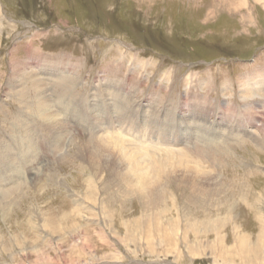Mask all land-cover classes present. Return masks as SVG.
Returning <instances> with one entry per match:
<instances>
[{"label":"rangeland","instance_id":"374dc122","mask_svg":"<svg viewBox=\"0 0 264 264\" xmlns=\"http://www.w3.org/2000/svg\"><path fill=\"white\" fill-rule=\"evenodd\" d=\"M64 71L61 81L56 74ZM258 73L264 0H0V264H264V150L253 138L228 137L215 157L183 146L203 163L201 179L184 165L170 166L174 178L165 172L155 201L139 191L117 196L116 152L97 167L91 158L92 131L129 129L131 113L108 105L116 98L105 90L114 81L120 102L139 106L133 113L144 132L121 134L130 148L182 147L153 138V102L157 122L186 102L188 109L204 105L211 113L203 108L206 129L201 122L192 127L204 138L208 132L211 145L220 141L212 130L221 112L234 115L232 124L248 117L264 141V95L243 98ZM38 98L61 123L54 140L37 114ZM180 130H171L179 141ZM29 246L37 250L20 251Z\"/></svg>","mask_w":264,"mask_h":264},{"label":"bare ground","instance_id":"6f19581e","mask_svg":"<svg viewBox=\"0 0 264 264\" xmlns=\"http://www.w3.org/2000/svg\"><path fill=\"white\" fill-rule=\"evenodd\" d=\"M49 71V70H48ZM28 73V72H27ZM26 73V74H27ZM63 73V72H62ZM67 72L64 71L63 75L60 74V72L58 74H56V76L62 81V80H65V78L67 77L66 75ZM25 75V74H24ZM20 76V75H19ZM256 76V79H253L252 78V81L251 83L249 84L251 87H246L244 88V96L243 98H249L250 99L258 94L260 97L262 95H264V73L263 74H257L255 75ZM54 77V76H53ZM48 79V78H47ZM46 79V80H47ZM49 80V79H48ZM51 80V79H50ZM42 81H37L35 84L36 86L38 87H41L42 86ZM120 83H118L117 81L109 86L106 87V92L105 94L111 96L113 95L116 99L114 100V103L112 102L111 104L107 103L109 106H112V105H116L117 106V103H119V106H120V110L124 109V110H127V112H130L131 114L127 115V122L129 123L128 126H129V129L132 130V131H135L137 133H139V135L141 133H143L142 131L138 130L136 126H139L136 122V115L133 113V112H136L139 110V106L136 105V108H129L130 106L128 105V103H121L120 102V94H121V90H122V87H120L119 85ZM126 87V86H125ZM101 88V87H100ZM99 88V89H100ZM42 89V88H41ZM110 91V92H109ZM116 91V93L114 92ZM103 92V91H102ZM250 93V94H249ZM43 94V93H42ZM82 94V92H81ZM123 94V93H122ZM247 94H249L250 96H248ZM76 96V95H75ZM252 96V97H251ZM102 97V96H101ZM264 98V97H263ZM86 99V98H85ZM111 99V98H110ZM113 100V99H112ZM135 100V99H134ZM137 100V99H136ZM38 101H39V98H38ZM105 101V100H104ZM118 101V102H117ZM130 101V100H129ZM123 102V101H122ZM37 103V102H36ZM131 103V101H130ZM39 110L37 111L40 115H43L44 117L47 118V130L49 131V133L51 132L52 133V140H54L58 134H56L55 132V127L56 126H60L61 123L57 121V119L55 118V116H53V114L51 113H46L48 111H46L48 109V102L45 98L41 99L39 101ZM98 104V102H97ZM147 104V103H146ZM189 103H184L183 105H179L180 106V109L178 112H174V111H169V112H166L164 114V116L162 117L163 121H158L157 117L159 118L160 116H158V114H160V108L158 107V105H156V102L153 104L151 103V105L149 106L152 110H153V117L154 118V122H152L153 120H149L150 122H148V120H146L145 124L148 122V126H152L150 127L151 130H150V133L153 132V138H154V134L155 135H159V137H163L161 138V140L163 141H166V143H169V140L171 141H175V142H178V143H182V147H169V148H166V147H159V148H155V149H149L148 150H143L139 147H136V146H132L131 147V143H130V140L126 137H124V135H126L127 133H130V130L128 128H123V127H119L118 129L117 128H113L112 126H108L107 127H102L100 128L99 126V129L97 130L98 132L101 130L102 133H108L106 131H109V134H99V135H96L95 133V130L94 132L92 131V134H94L95 138L92 139V143H94V150L91 154V158L93 159L92 161V164L95 165L96 167L98 166L99 164V159H101L102 157H104L107 153L109 154V156L113 153H115V155L117 156L116 159H114L113 161L111 160V163L116 166L118 169H117V174L115 175H118V176H121L120 178V181L118 183V185L120 186V188L117 190L118 193H117V196L121 197L122 195H125V194H129V192H134V191H139L141 194H145L148 199L152 200V201H155L156 199H158L162 193H160V189H159V186L162 184V179L164 180V174L165 172L168 173L167 175L171 178H174L172 176V173L170 171V166H173L175 164H179V165H184L186 166V169L187 171H192V175H193V179L194 180H199L201 179L202 177V167L200 163L201 160H195L194 157L192 156L191 153H189L188 151L185 150V147L183 146H186L188 147L189 145H192V147H196V149L201 152V153H208L209 155H213V157H215L216 155L219 154V152L221 151L222 149V145H220V143H223L225 144V141L228 139V137H231V139L237 143V142H244L246 141V137H251L254 139V141L256 142V146L260 147L261 150H264V141H262V137L260 135H256L254 132L256 130L250 128V126H248L250 124V122H248V117L244 118L243 120H240V122H235L236 124H232V118H234V115H232L231 113H223L221 112L222 114H218V119L216 120V125H218L219 129L217 130L215 127L213 128V134H214V137L216 139H219L220 141H218L216 143V145H211V141H214L213 139H210L208 137V132L206 133V137L204 138V136L202 137V130H205L206 129V125H207V122L209 121V116H208V119L205 118V112H204V109L207 110V114L210 115V111L204 107V105L202 106L199 105L198 103H193L194 104V107H192L191 109H188L187 108V105ZM251 104V103H250ZM132 105V104H131ZM190 105V104H189ZM87 106V105H86ZM142 106V105H141ZM183 106V107H182ZM210 107V106H209ZM117 108V107H116ZM146 108V106H145ZM204 108V109H203ZM128 109H131V110H128ZM203 109V111H202ZM143 110V109H142ZM212 110V109H211ZM214 110V109H213ZM212 110V111H213ZM241 110V109H240ZM248 110V109H247ZM125 112V111H123ZM203 112V113H202ZM239 112V111H238ZM126 113V112H125ZM147 113V112H146ZM56 114V113H55ZM116 114V113H115ZM170 114L173 116V118L175 117V121H173L174 119L171 118ZM216 114V113H215ZM111 115V113H110ZM114 115V114H112ZM124 115V114H122ZM254 115V114H253ZM38 116V115H37ZM256 116V115H255ZM103 117V116H102ZM113 117V116H112ZM115 117V116H114ZM125 117V116H124ZM124 117H118V124L119 125H122L121 123H124L122 122L123 118ZM42 118V116H41ZM149 118V117H148ZM21 120V119H20ZM44 120V119H43ZM39 121V120H38ZM142 121V120H141ZM46 122V121H45ZM98 122V121H97ZM161 122H165L166 124H168L169 128H167L166 130V133L162 132L161 130H163L162 128H160L159 126L161 125ZM198 122H201L202 123V130L199 129V128H193L192 125L198 123ZM63 123V122H62ZM109 123V122H108ZM111 123V122H110ZM155 123V124H154ZM174 123V124H173ZM151 124V125H150ZM153 124V125H152ZM170 127V125H172ZM231 124L233 125L232 128H231ZM215 125V126H216ZM64 126V125H63ZM95 126V125H94ZM146 126V125H145ZM179 126V129H181L179 131L180 135H181V141H179L178 139V135L174 136L173 133L171 132L172 128L174 127H177ZM45 127V126H44ZM61 127V126H60ZM118 127V126H117ZM41 128V126L39 127ZM95 128V127H94ZM149 129V128H148ZM153 129V131H152ZM42 130V129H41ZM110 130L113 131L112 134H110ZM210 130V129H209ZM43 131V130H42ZM122 131H123V134L124 135H121L122 134ZM125 131V132H124ZM149 131V130H148ZM227 131L229 134H227ZM38 132V131H37ZM146 132V131H145ZM171 132V133H170ZM200 132L201 135H199L198 133ZM68 133V132H67ZM30 134V132H29ZM41 134V133H40ZM47 134V133H46ZM131 134V133H130ZM171 134V135H169ZM48 135V134H47ZM46 135V136H47ZM128 135V134H127ZM126 135V136H127ZM138 136V135H137ZM136 136V137H137ZM139 137V136H138ZM97 138V139H96ZM135 138V136H134ZM133 138V139H134ZM264 138V137H263ZM26 139V138H25ZM28 139V138H27ZM26 139V140H27ZM128 139V140H126ZM207 140V142H206ZM21 141V140H20ZM29 141V140H28ZM143 141V140H142ZM17 142V141H16ZM25 142V140H24ZM152 141H150L148 144V146L150 145L152 148H154L153 146H157L156 144H154L153 142L151 143ZM202 142L206 144V146H202ZM210 142V144H209ZM220 142V143H219ZM230 142V141H229ZM90 143V144H92ZM156 143V142H155ZM200 144V145H197L196 144ZM20 144V143H19ZM23 144V143H22ZM195 144V145H194ZM258 144V145H257ZM129 145V147L127 146ZM170 145V144H168ZM26 146V145H25ZM141 146V145H140ZM160 146V144L158 145ZM29 147V145H28ZM143 147V146H141ZM231 147V146H230ZM23 148V146H22ZM136 149V150H135ZM225 149V148H224ZM223 149V150H224ZM229 149V148H228ZM22 150V149H21ZM24 150V149H23ZM27 151H30L29 149ZM9 152V150H8ZM20 152V151H19ZM195 152V151H194ZM4 153V152H3ZM33 153V152H32ZM162 153V154H161ZM221 153V152H220ZM1 154V153H0ZM25 154V153H24ZM160 154V157L159 158H156V156ZM196 154V153H195ZM13 155H15V153H13ZM12 155V156H13ZM162 155V156H161ZM10 157L9 154H7V157ZM35 156V155H34ZM205 156H207L205 154ZM16 157V156H15ZM17 157H20L17 156ZM107 157V156H106ZM201 157V156H199ZM258 157V156H257ZM12 158V157H11ZM259 158V157H258ZM14 159V157H13ZM17 159V158H16ZM15 159V160H16ZM98 159V160H97ZM202 159V158H201ZM217 159V158H216ZM6 160V158H5ZM15 160L11 161V163H13ZM19 160V159H18ZM17 160V161H18ZM1 161V160H0ZM21 161V158L20 160ZM26 161V160H25ZM196 161V162H195ZM21 162H24V161H21ZM1 163V162H0ZM7 164V163H6ZM9 164V163H8ZM14 164V163H13ZM203 164V163H202ZM1 165V164H0ZM10 165V164H9ZM24 165V164H23ZM26 165V164H25ZM205 165V164H204ZM177 166V165H176ZM180 166V167H181ZM216 166V165H215ZM14 167V166H13ZM16 167V166H15ZM19 167V166H18ZM206 167V166H205ZM204 167V168H205ZM120 168H122L120 171ZM170 168V169H169ZM174 168V167H173ZM177 169V167H175ZM3 169V168H2ZM10 169V168H9ZM15 169V168H14ZM168 169V170H167ZM174 170V169H173ZM182 170V169H181ZM180 170V171H181ZM195 170V171H194ZM4 171V170H3ZM178 171V170H177ZM186 171V170H185ZM7 172V171H6ZM13 172V170H12ZM18 172V171H16ZM3 173V172H2ZM11 173V172H10ZM15 173V171H14ZM175 173V172H174ZM179 173V171H178ZM184 173V172H183ZM186 173V172H185ZM4 174V173H3ZM177 174V173H176ZM188 174V173H187ZM12 175V174H11ZM15 175V174H14ZM14 175L12 177H14ZM18 175V173H17ZM175 175V174H174ZM178 175V174H177ZM186 175V174H185ZM184 175V177H185ZM6 176V175H5ZM4 176V177H5ZM10 177V176H8ZM11 177V178H12ZM18 177V176H17ZM117 178V177H116ZM5 179V178H4ZM7 179V178H6ZM9 179V178H8ZM90 178H88L87 180H89ZM181 179V178H180ZM0 180H2V178H0ZM93 178L90 179V182H89V185H88V188H91L90 190H94L95 193L97 192V186L95 183H93ZM169 180V178H168ZM174 180V179H173ZM6 181V180H5ZM11 181V179H10ZM14 181V180H12ZM172 181V180H171ZM7 182V181H6ZM9 182V181H8ZM193 182V181H191ZM11 183V182H10ZM194 183V182H193ZM1 184V183H0ZM8 184V183H7ZM6 184V185H7ZM15 184V183H14ZM88 184V183H87ZM115 185V184H114ZM195 185V184H193ZM202 185V184H200ZM200 185H198V187H200ZM5 186V185H4ZM14 185H12V187L10 186L8 189H6V193H5V196L6 197H10L12 196L13 193H15L18 189V184L16 187H13ZM163 186V185H162ZM197 186V185H196ZM8 186H6L7 188ZM136 187V188H134ZM190 187V186H189ZM192 187V186H191ZM194 187V186H193ZM201 189V188H200ZM94 191L92 193H94ZM122 191H125L124 194L120 195V193ZM4 192V191H3ZM2 192V193H3ZM88 192V190H87ZM120 192V193H119ZM4 195V194H3ZM88 198V200H93L92 199V195L90 196H86ZM201 198V197H200ZM199 198V199H200ZM4 199V198H3ZM234 200V199H233ZM112 201V200H111ZM232 201V200H231ZM230 201V202H231ZM81 202V201H80ZM235 202V200H234ZM236 203V202H235ZM230 204V203H229ZM232 204V202H231ZM10 205V204H9ZM8 207H11V206H8ZM4 208V207H3ZM229 208V207H228ZM231 208V207H230ZM8 209V208H7ZM6 211V210H5ZM106 213V212H105ZM102 214V213H101ZM106 215V214H105ZM104 215V216H105ZM84 216V215H83ZM61 219L64 221V220H67V218L69 217V213H67V211L63 214H61ZM103 218V217H102ZM69 219V218H68ZM41 220V219H40ZM74 220V219H73ZM52 221V220H51ZM42 226H47L46 223H45V220H44V223H42ZM78 226V225H77ZM73 227V226H72ZM186 228V227H185ZM83 235H85V237H87L89 234H88V230L85 226H81V227H78L77 228ZM73 230H75L73 228ZM184 232V231H183ZM195 233V232H194ZM87 235V236H86ZM247 236V235H246ZM259 237V236H258ZM1 238V237H0ZM248 239V238H246ZM15 240V239H14ZM2 241V240H1ZM5 243V242H3ZM14 244V243H13ZM16 245L20 246V244H18V242L16 243ZM243 245V244H242ZM246 246V245H245ZM249 247V246H248ZM22 248V247H21ZM24 248V247H23ZM20 250V251H29L30 249H32V251H36L37 248L36 247H31L29 246L28 248H25ZM225 248V247H224ZM257 248V247H256ZM259 248V247H258ZM3 250H7V246H3L2 248ZM243 250V249H242ZM246 250H247V247H246ZM245 250V251H246ZM31 251V250H30ZM243 251V252H245ZM258 251V249H257ZM252 254V253H251ZM247 256V255H246ZM249 261V260H248Z\"/></svg>","mask_w":264,"mask_h":264}]
</instances>
